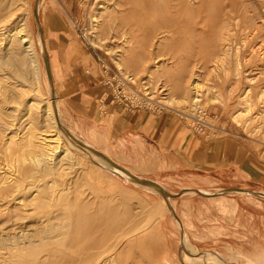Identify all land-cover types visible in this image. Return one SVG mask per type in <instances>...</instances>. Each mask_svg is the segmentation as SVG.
Returning a JSON list of instances; mask_svg holds the SVG:
<instances>
[{"label": "rangeland", "instance_id": "1", "mask_svg": "<svg viewBox=\"0 0 264 264\" xmlns=\"http://www.w3.org/2000/svg\"><path fill=\"white\" fill-rule=\"evenodd\" d=\"M180 1L0 0V264H85L101 234L133 227L108 264H264V0ZM102 64L177 119L163 147L117 133L95 101ZM195 97L208 139L184 116Z\"/></svg>", "mask_w": 264, "mask_h": 264}, {"label": "bare ground", "instance_id": "2", "mask_svg": "<svg viewBox=\"0 0 264 264\" xmlns=\"http://www.w3.org/2000/svg\"><path fill=\"white\" fill-rule=\"evenodd\" d=\"M167 1V0H166ZM185 1V0H184ZM183 1V2H184ZM179 2L180 3H182L180 0H179ZM176 3H177V1H176ZM165 5V4H164ZM168 5V4H167ZM179 5V4H178ZM177 5V6H178ZM183 5V4H182ZM203 5H205V4H203ZM181 6V5H180ZM179 6V8L181 9L182 7H180ZM164 7V6H163ZM171 7H173V6H171ZM175 7V6H174ZM190 6H187V9H190L189 8ZM219 7V6H218ZM102 8V7H101ZM151 8V7H150ZM164 8H166V7H164ZM170 8V7H169ZM177 9H178V7H176ZM175 8V9H176ZM194 8V7H193ZM37 9H38V3H37V0H36V4H35V8H34V10H35V14H36V12H37ZM172 9H174V8H172ZM172 9H170V10H172ZM180 9H178V10H180ZM187 9H186V11L185 12H187V13H185V14H188V11H187ZM197 10L199 9L198 7L196 8ZM101 10H103V9H101ZM150 10V9H149ZM178 10H176V11H178ZM193 10V9H192ZM197 10H196V13H197ZM221 10V9H220ZM175 11V10H174ZM198 12H199V10H198ZM176 13V12H175ZM179 13V12H178ZM181 14H183V13H180V15ZM199 14V13H198ZM224 14V13H223ZM176 15H178L177 13H176ZM196 15V14H195ZM223 16V15H222ZM24 17V16H23ZM173 17V16H172ZM223 17H226V16H223ZM93 18H95V17H93ZM97 18V17H96ZM174 18V17H173ZM176 18H178V17H176ZM181 18V17H180ZM183 18V17H182ZM22 20H21V23H19L18 25H16L17 27L16 28H14L15 30L13 31V33L12 34H14L17 38H18V40H19V42L21 43V44H28L27 45V47H25V49L26 50H28L29 49V53H31L32 55H33V49H32V47H31V43L30 42H28V38H27V30H26V26H25V24H24V22H22L23 21V18H21ZM240 20V19H239ZM92 21V20H91ZM100 21V20H99ZM222 21V20H221ZM19 21H17V23H18ZM92 22H94V21H92ZM97 22V21H96ZM148 22V21H147ZM152 23V22H151ZM237 23V22H236ZM238 23H240L239 21H238ZM156 24V23H155ZM159 24V23H158ZM151 25V24H150ZM160 25V24H159ZM155 26V25H154ZM170 26V25H169ZM14 27V26H13ZM151 27H152V25H151ZM9 28V27H8ZM155 28V27H154ZM157 28H158V26H157ZM169 28V27H168ZM13 29V28H12ZM170 29V28H169ZM9 30V29H8ZM167 30V29H166ZM7 33H8V35H9V32L7 31ZM11 33V32H10ZM7 35V36H8ZM11 36H13V35H11ZM10 37V36H9ZM129 42V41H128ZM158 42V41H157ZM37 46L39 47V49H40V52H41V56H43L44 57V49H43V47H42V43H41V40H40V37L37 35ZM158 44V43H157ZM22 46V45H21ZM223 51V50H222ZM229 51V50H228ZM224 52H226L225 50H224ZM121 53V52H120ZM128 53H130L129 51H128ZM143 53V52H142ZM221 53V52H220ZM6 54V53H5ZM27 54V53H26ZM131 54V53H130ZM218 54V53H217ZM216 54V55H217ZM223 54V53H222ZM230 54V53H229ZM29 55V54H28ZM120 55H122V54H120ZM146 54L144 53V54H134V55H129L128 54V57H126V59L128 60V61H130V62H134V60H136L137 58H138V60L140 59V57L141 56H145ZM215 55V56H216ZM228 55V54H227ZM214 56V57H215ZM219 56V55H218ZM225 56V55H224ZM230 56V55H229ZM32 57V56H31ZM123 57H124V55H123ZM220 57V56H219ZM222 57V56H221ZM228 57V56H227ZM121 58V57H120ZM31 59V58H30ZM32 59H33V57H32ZM125 59V58H124ZM1 60V59H0ZM33 61V60H32ZM128 61H127V63H128ZM221 61V60H220ZM224 61V60H223ZM35 62H36V60H35ZM34 62V63H35ZM118 62V61H117ZM124 62V61H123ZM36 64V63H35ZM213 65H214V63H213ZM219 65V64H218ZM31 66H32V64H31ZM36 66V65H35ZM118 66V68L119 69H121L120 68V65H117ZM157 69V68H156ZM154 70V69H153ZM161 70V69H160ZM155 71V70H154ZM153 71V72H154ZM159 72V71H158ZM151 74H153V73H151ZM197 74V73H196ZM197 76V75H196ZM150 78V77H149ZM197 79V78H196ZM195 79V80H196ZM197 84L198 83H196V82H194L193 81V86L192 87H197ZM199 87V86H198ZM197 87V88H198ZM174 88V87H173ZM1 89V88H0ZM195 90H196V88H194ZM4 91L6 92V90H5V88H4ZM197 91V90H196ZM4 92V93H5ZM184 92V91H183ZM183 92H181V93H179L178 94V96L179 97H183L184 95H183ZM206 92V91H205ZM207 92H208V90H207ZM3 93V92H2ZM3 93V94H4ZM185 93V92H184ZM198 93V92H197ZM7 95V94H6ZM209 95V94H208ZM212 96V95H211ZM210 95H209V100H211V101H213L214 100V98L213 97H211ZM3 97V96H2ZM5 98V97H4ZM3 98V99H4ZM208 98V97H207ZM164 99H165V97H164ZM1 100V99H0ZM6 100V99H5ZM198 100V99H197ZM2 102V101H1ZM54 108H55V106L53 105V110H52V108L49 106H47V109H46V112H47V115H49V117L51 118V126L53 127V129H55L56 128V123L59 121L58 120V118H57V113H56V108H55V112H54ZM1 109V108H0ZM4 110V109H3ZM5 111V110H4ZM4 114V113H3ZM4 116H6L7 117V114L5 115L4 114ZM13 116V115H12ZM5 117V118H6ZM4 119V118H3ZM6 120V119H5ZM2 121V120H1ZM13 124V123H12ZM57 125H59L58 127L60 128V132L58 133V134H60L61 132H63V130L61 129V125H60V123L58 122V124ZM8 127H10V125H8ZM14 127V126H13ZM51 127V128H52ZM7 128V127H6ZM11 128V127H10ZM59 128H57V129H59ZM1 129V128H0ZM11 130V129H10ZM15 129H13V131H14ZM56 131V130H55ZM7 132V134H8V132L9 131H6ZM52 133V132H51ZM56 133V134H57ZM4 134L6 135V133H5V130H4ZM50 134V133H49ZM53 135V134H52ZM45 136V135H44ZM58 136V135H57ZM48 137V136H47ZM46 137V138H47ZM50 137V136H49ZM28 138V137H27ZM69 138V137H68ZM7 139V138H6ZM54 139H55V137H54ZM74 139L77 141V142H79L75 137H74ZM50 140V139H49ZM43 143L45 144V140L43 139ZM46 141H48L47 139H46ZM70 141V140H69ZM25 142V141H24ZM23 142V143H24ZM51 142V141H50ZM53 142V141H52ZM57 142V141H56ZM14 143H16L15 141H14ZM49 144H51V143H49ZM57 144V143H56ZM59 144H60V142H59ZM76 144H78V143H76ZM2 145V144H1ZM0 145V146H1ZM32 145V144H31ZM41 145H42V143H41ZM47 145H48V142H47ZM80 145L82 146V147H85V148H87V149H89V150H91V148L90 147H88V146H86V145H84V144H81L80 143ZM20 146V145H19ZM58 146V145H57ZM51 148V147H50ZM56 148V147H55ZM76 148V147H75ZM47 149V148H46ZM52 149V148H51ZM66 149H68V148H66ZM66 149H64V151L66 150ZM10 150V149H9ZM48 150V149H47ZM54 150V149H53ZM56 150H57V148H56ZM55 150V151H56ZM3 151V150H2ZM6 151H7V149H6ZM61 151H62V148H61ZM68 151V150H67ZM52 152V151H51ZM69 152V151H68ZM7 153V152H6ZM65 153H66V151H65ZM70 154V153H69ZM69 154H67V156H69ZM66 155V154H65ZM71 155V154H70ZM42 156V155H41ZM51 156V155H50ZM45 157V156H44ZM96 157V156H95ZM98 157V156H97ZM46 158V157H45ZM99 158V157H98ZM105 163H106V165H105V167H106V169H108V170H110V171H116V172H119V173H122V174H124L125 175V173H124V170L123 171H121L120 169H118V168H116L111 162H108L106 159H104L103 157L101 158ZM36 160H37V158H36ZM36 160L34 161V159H33V161H34V163H37L36 162ZM47 160V159H46ZM32 161V160H31ZM32 161V162H33ZM41 161V160H40ZM44 161V160H43ZM54 161H56V158H55V160ZM7 162V161H6ZM42 162V161H41ZM46 162V161H45ZM44 162V163H45ZM43 163V162H42ZM42 163H40V167H42V165H45V164H42ZM52 163V162H51ZM54 163V162H53ZM52 163V164H53ZM59 163V162H58ZM51 164V165H52ZM96 164V163H95ZM46 165H48L47 163H46ZM45 165V166H46ZM49 165H50V163H49ZM49 165H48V167H49ZM37 166H38V164H37ZM55 166V165H54ZM100 166V165H99ZM39 167V168H40ZM44 167V166H43ZM47 167V166H46ZM104 167V168H105ZM17 168V167H16ZM51 168V167H50ZM49 168V169H50ZM18 170H19V168H17ZM38 169V168H37ZM42 169V168H41ZM52 169V168H51ZM52 171V170H51ZM18 172V171H17ZM19 172H20V170H19ZM35 172V171H34ZM38 172H40V171H38ZM50 172V171H49ZM53 172V171H52ZM33 173V172H32ZM37 173V172H36ZM55 173V172H54ZM34 174V173H33ZM42 174V173H41ZM20 175H21V173H20ZM19 175V176H20ZM27 174H25V176H26ZM45 175V174H44ZM49 175V174H48ZM31 176H32V174H31ZM37 176V175H36ZM39 176V175H38ZM41 176V175H40ZM27 177V176H26ZM30 177V176H29ZM33 177H34V175H33ZM35 178V177H34ZM128 178H130L131 179V177H128ZM131 180H133V179H131ZM14 181V180H13ZM35 181H38V179L37 180H35ZM144 184H146V185H150V186H152L156 191H158V192H162V194H165V192L163 191V190H161V189H159V187H157L156 185H154V184H151V183H147V182H143ZM50 187V186H49ZM34 188V187H33ZM54 188V187H53ZM52 187L51 188H49V189H53ZM38 189V188H37ZM151 190V189H150ZM8 191H9V189H8ZM39 191V190H38ZM52 191V190H51ZM72 191V190H71ZM7 193H9V192H7ZM58 193V192H57ZM72 193V192H71ZM37 194V193H36ZM40 194V193H39ZM74 194V193H73ZM66 195V194H65ZM11 196V195H10ZM34 196V195H33ZM40 196V195H39ZM50 196V195H49ZM57 196V195H56ZM77 196V195H76ZM54 197H55V195H54ZM54 197H52L51 198V200L54 198ZM11 198H13V197H11ZM59 197H57L56 199H58ZM76 198V197H75ZM78 198V197H77ZM14 199V198H13ZM38 200V199H37ZM54 200H55V198H54ZM72 200V199H71ZM80 200H81V198H80ZM57 200H55V202H56ZM73 201V200H72ZM75 201H78V200H75ZM169 201V200H168ZM53 202V201H52ZM82 202V201H81ZM91 202H93V200L91 201ZM90 202V203H91ZM21 203V202H20ZM75 203H77V202H75ZM49 204V203H48ZM52 204V203H51ZM80 204V203H79ZM79 204H77V205H79ZM87 204V203H86ZM89 204V203H88ZM93 204V203H92ZM53 205H55V204H53ZM82 205V204H81ZM46 206V205H45ZM50 206H52V205H50ZM84 207H85V205H83ZM83 206H80V208H82ZM95 206V205H94ZM93 206V207H94ZM78 207V206H77ZM86 207H88V206H86ZM107 208H109V207H107ZM106 208V209H107ZM168 208V207H167ZM166 208V209H167ZM49 209H50V207H49ZM86 209V208H85ZM93 209V208H92ZM95 209V208H94ZM18 210H20V209H18ZM103 210H104V208H103ZM47 211V210H46ZM97 211H98V207H97ZM99 211H101V209H99ZM49 212V211H48ZM109 212L111 213V211L109 210ZM164 212V211H163ZM99 213V212H98ZM98 213H97V215H96V213H95V216H94V218L96 217V216H101V214H99L98 215ZM163 214V213H162ZM94 215V214H93ZM108 215V214H107ZM8 216V215H7ZM45 216H47V215H45ZM91 217H93V216H91ZM106 217V216H105ZM8 218V217H7ZM20 218V217H19ZM25 218V217H24ZM23 218V219H24ZM13 219V218H12ZM92 219V218H91ZM97 219H99V218H97ZM104 219V218H103ZM106 220V219H105ZM14 221V220H13ZM98 222V221H97ZM111 222V221H110ZM109 222V223H110ZM116 221H114V225L116 224L115 223ZM70 223V222H69ZM119 223V222H118ZM176 223V222H175ZM112 224V223H111ZM141 224H143V223H141ZM140 224V225H141ZM145 225H146V223H145ZM106 226V225H105ZM109 226V225H108ZM108 226H106V227H108ZM65 227V226H64ZM114 227V226H113ZM116 227V226H115ZM118 227H120L119 226V224H118ZM109 229H110V227H108ZM105 229V228H104ZM108 229V230H109ZM115 230H116V228H115ZM98 231H101V230H98ZM98 231H96V232H98ZM103 231V230H102ZM105 231H107L106 229H105ZM104 231V232H105ZM110 231V230H109ZM111 231H112V228H111ZM111 231H110V233H111ZM117 231V230H116ZM120 231V230H119ZM140 231V227H133L132 229H130L129 231H127V232H125V233H122V234H120L121 233V231H120V233H118L117 235L115 234V235H112V233H111V235L110 236H107L106 235V237H105V235H103V234H101L102 236H104V237H102L103 239L101 240L100 238H99V235H98V238H99V242L96 244L95 243V245H94V241H92L93 243H91L90 245H91V248L92 249H95L96 251L95 252H92V253H89L88 254V261L86 260V262H89L90 261V264H108L109 263V260L112 258V256L114 255V251L116 250V248H117V246L119 245V244H121L122 242H124L128 237H130V236H133V235H136L138 232ZM67 232V231H66ZM108 232V231H107ZM73 233H74V231H73ZM91 233H93L94 234V231H92ZM101 233V232H100ZM103 233V232H102ZM64 234V233H63ZM105 234V233H104ZM106 234H108V233H106ZM100 235V236H101ZM138 236V235H137ZM97 237V236H96ZM134 237V236H133ZM94 238H95V236H94ZM94 238H92L93 240H94ZM142 238V237H141ZM135 239V238H134ZM101 240V241H100ZM139 240V239H138ZM137 240V242H139ZM90 241V240H89ZM96 241V240H95ZM98 241V240H97ZM96 241V242H97ZM137 242H134V243H137ZM143 243H144V241H143ZM187 244V243H186ZM87 245H89V243L87 244ZM86 245V246H87ZM144 245H145V243H144ZM131 246V245H130ZM129 246V247H130ZM150 247V246H149ZM183 247V246H182ZM87 248V247H86ZM84 249V248H83ZM152 249V248H151ZM91 250V249H90ZM120 250V249H119ZM185 250V249H184ZM91 251H93V250H91ZM122 251V250H121ZM79 252V251H78ZM118 253H120L119 251H117ZM87 253V252H86ZM116 253V252H115ZM193 253V252H192ZM123 254V253H122ZM121 254V255H122ZM157 254V253H156ZM119 255V254H118ZM117 255V256H118ZM186 256V255H185ZM83 258V257H82ZM82 258H81V260H82ZM85 258V257H84ZM87 258V257H86ZM119 258V257H118ZM216 258L217 257H213V258H211L210 260H211V263L213 262L214 263V261H216ZM73 260V259H72ZM217 260H219L218 258H217ZM71 261V260H70ZM75 261V260H74ZM195 261H197V260H195ZM78 262H79V260H78ZM78 262H77V264H78ZM83 262V261H82ZM86 262H85V264H86ZM196 263V262H195ZM71 264H73V262L71 263ZM81 264V263H80ZM83 264V263H82ZM197 264H199V263H197ZM201 264V263H200Z\"/></svg>", "mask_w": 264, "mask_h": 264}, {"label": "built area", "instance_id": "3", "mask_svg": "<svg viewBox=\"0 0 264 264\" xmlns=\"http://www.w3.org/2000/svg\"><path fill=\"white\" fill-rule=\"evenodd\" d=\"M101 86L104 93L100 102L108 99V102L121 107L125 112L133 111L157 112L163 107L159 101H155L148 95H140L129 88L125 77L111 73L104 64L101 65ZM194 98L191 102L188 115H184L190 121L188 125L191 132L203 139L213 136L215 126L212 123L213 117L201 104L200 99ZM178 116L183 114L178 112Z\"/></svg>", "mask_w": 264, "mask_h": 264}, {"label": "crops", "instance_id": "4", "mask_svg": "<svg viewBox=\"0 0 264 264\" xmlns=\"http://www.w3.org/2000/svg\"><path fill=\"white\" fill-rule=\"evenodd\" d=\"M100 96L98 95L95 101L101 107L112 109L109 118L115 125L117 133L129 132L132 137L160 148L174 135L173 130L177 126L175 117L166 113L153 114L144 111L127 113L121 107L109 103L107 98L104 102H100ZM188 192L192 193V190H188Z\"/></svg>", "mask_w": 264, "mask_h": 264}, {"label": "water", "instance_id": "5", "mask_svg": "<svg viewBox=\"0 0 264 264\" xmlns=\"http://www.w3.org/2000/svg\"><path fill=\"white\" fill-rule=\"evenodd\" d=\"M114 165V164H113ZM115 166V165H114ZM116 168H118V169H120L119 167H117V166H115ZM121 170V169H120ZM125 175H127V177H131V179H133L134 181H137V182H139V180L137 179V178H135V177H132V176H130V175H128V174H126L125 173Z\"/></svg>", "mask_w": 264, "mask_h": 264}]
</instances>
